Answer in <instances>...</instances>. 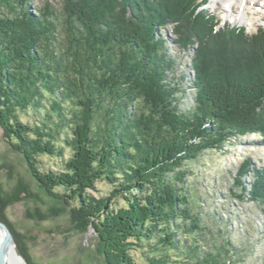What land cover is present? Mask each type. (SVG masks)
Segmentation results:
<instances>
[{
	"label": "trees",
	"instance_id": "1",
	"mask_svg": "<svg viewBox=\"0 0 264 264\" xmlns=\"http://www.w3.org/2000/svg\"><path fill=\"white\" fill-rule=\"evenodd\" d=\"M33 1L0 0L4 142L73 208L80 233L91 226L107 264H166L178 235L186 243L205 229L196 207L206 194L189 185V164L248 135L264 139V29L222 26L202 0ZM169 27L191 52L186 110ZM42 159L61 168L46 172ZM229 181L264 222V167L246 159ZM103 182L110 193L93 197ZM19 193L0 195V221ZM224 242L206 263H222ZM187 249L196 257L199 246Z\"/></svg>",
	"mask_w": 264,
	"mask_h": 264
},
{
	"label": "rangeland",
	"instance_id": "2",
	"mask_svg": "<svg viewBox=\"0 0 264 264\" xmlns=\"http://www.w3.org/2000/svg\"><path fill=\"white\" fill-rule=\"evenodd\" d=\"M46 1L58 9L60 0H34L32 7H40ZM202 1L206 2L202 9L222 26H244L248 35L264 29V11L260 9L262 0H255L253 10L246 11L247 20L235 17L239 12L237 4L231 5L232 11L227 15L222 1ZM252 13L256 14L254 20H251ZM165 34L168 36V54L176 63L174 82L182 87L180 93L184 97L181 107L186 110L189 107L188 98L194 93L189 82L193 77L189 71L191 52L172 43L174 36L170 27ZM263 140L258 134L248 135L225 145L222 151H207L198 161L189 164L188 168L193 173L188 179L189 185L193 190L206 194L196 207L205 229L201 235L195 236V240L186 243L184 237L178 235V239L183 241L181 249L170 251L166 264H214L210 260L206 263L204 259L208 254L214 257L220 252L224 241L229 245H226V253L221 252V264H264V222L260 213L256 205L234 199L229 191L232 187L229 180L244 160L249 159L256 168L264 167ZM43 161L40 166L46 172L61 168L56 160ZM17 189L22 200H14L6 207L5 221L8 225L3 223L10 230L26 264H107L95 231L91 226L83 233L78 231L73 208L67 206L64 199L49 196L38 186L24 157L4 142L0 128V195L10 198ZM25 191L31 195H25ZM110 191V186L103 182L90 193L95 198H103ZM60 193L63 191L56 194ZM196 246L199 249L195 257L187 248L194 249ZM142 251L146 254L145 248ZM159 253L167 254L165 251ZM131 254L137 257L134 251Z\"/></svg>",
	"mask_w": 264,
	"mask_h": 264
},
{
	"label": "water",
	"instance_id": "3",
	"mask_svg": "<svg viewBox=\"0 0 264 264\" xmlns=\"http://www.w3.org/2000/svg\"><path fill=\"white\" fill-rule=\"evenodd\" d=\"M0 264H26L8 227L0 221Z\"/></svg>",
	"mask_w": 264,
	"mask_h": 264
},
{
	"label": "bare ground",
	"instance_id": "4",
	"mask_svg": "<svg viewBox=\"0 0 264 264\" xmlns=\"http://www.w3.org/2000/svg\"><path fill=\"white\" fill-rule=\"evenodd\" d=\"M225 4V11L227 12V15L231 13L232 11V4H237L238 5V14H235V17L240 19V20H247V10H253L252 6H254V1L255 0H220ZM260 9L264 11V0H262V4L260 5ZM256 14L252 13V19H256L255 16ZM212 63V62H211ZM203 70V69H202Z\"/></svg>",
	"mask_w": 264,
	"mask_h": 264
}]
</instances>
